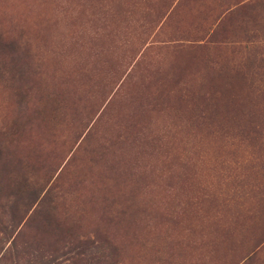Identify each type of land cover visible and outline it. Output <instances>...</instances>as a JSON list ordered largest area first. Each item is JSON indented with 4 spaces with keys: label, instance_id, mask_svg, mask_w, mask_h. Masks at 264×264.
I'll return each mask as SVG.
<instances>
[{
    "label": "rangeland",
    "instance_id": "374dc122",
    "mask_svg": "<svg viewBox=\"0 0 264 264\" xmlns=\"http://www.w3.org/2000/svg\"><path fill=\"white\" fill-rule=\"evenodd\" d=\"M0 248L264 264V0H0Z\"/></svg>",
    "mask_w": 264,
    "mask_h": 264
},
{
    "label": "trees",
    "instance_id": "16d2710c",
    "mask_svg": "<svg viewBox=\"0 0 264 264\" xmlns=\"http://www.w3.org/2000/svg\"><path fill=\"white\" fill-rule=\"evenodd\" d=\"M13 240H14V239H13ZM13 240H12V242H13ZM12 242L10 241V244H11ZM2 248H3V247H2ZM7 248H8V247L5 248V250H4V252L2 253L1 257L4 256V253L6 252ZM1 252H2V251H1V248H0V254H1Z\"/></svg>",
    "mask_w": 264,
    "mask_h": 264
}]
</instances>
